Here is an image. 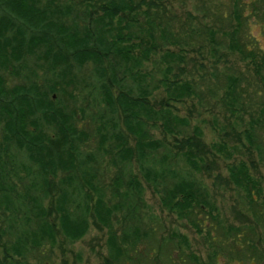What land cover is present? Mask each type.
Instances as JSON below:
<instances>
[{
	"label": "trees",
	"instance_id": "1",
	"mask_svg": "<svg viewBox=\"0 0 264 264\" xmlns=\"http://www.w3.org/2000/svg\"><path fill=\"white\" fill-rule=\"evenodd\" d=\"M235 1L237 7L243 6L242 0ZM160 2L162 0H0V213L10 212L8 217L17 230L16 240L4 248L6 260H10L13 253L24 260L22 264H28L25 260L27 244L39 247L44 238L53 242V216L57 217L63 234L70 241H77L88 232L89 217L93 214L109 232V264L123 261L131 264H264V237L258 232L264 222V205L260 208L262 205L256 199L262 188L248 162L231 163L228 178L243 193L247 211L253 218L249 222L224 223L218 206L211 201L206 186L197 176L209 171L207 157L213 155L214 150L228 152L225 140L207 144L201 130L195 128L190 136L174 137L176 153L169 154L164 164L148 160L149 154L161 147V142L150 138L147 125L152 122L156 126V122L161 121L166 132L174 133L185 121L171 107L174 102L192 95L193 88L189 81L169 78L174 68L171 57L175 53L167 51L162 56L164 78L155 86L163 85L166 97L159 108L153 107L150 74L143 72L142 67L162 45L176 39ZM236 19L237 26L245 25L244 15L237 13ZM236 28L223 36L230 49L249 61L260 75L256 68L257 59L261 57L257 42L250 37L240 39ZM206 35H210L213 45L218 43L216 31L201 33L199 30L188 38L205 39ZM261 60L264 63V59ZM86 64L92 65L97 83L91 88L87 86L85 95L94 99L100 95L99 101L105 106V113L97 118L96 137L98 150L105 154L99 153L100 158L113 157L112 164L116 167L113 196L118 198L119 205L109 202L94 183L100 167L92 164L93 156L89 155L85 162L81 159L77 143L86 137L77 125L79 112L54 100V93L66 96V86L87 83L79 77V71ZM36 66L43 67L44 76L34 69ZM5 73L20 81L7 84ZM239 81V78H229L227 101L224 97V103L235 114L240 113L236 112ZM119 111L124 116L125 128L135 137L134 149L117 132L115 124H112L114 130H110ZM245 135L251 145L261 150L248 129ZM108 142L112 144L109 149L106 148ZM11 148L24 152L31 164L21 166L11 157ZM134 157L159 194L163 208L187 220L196 232L205 235L206 257L191 249L190 240L184 234L171 233L164 239L156 236L154 217L147 223L140 213L143 186L137 176L127 172V163ZM174 157L176 162L184 161L187 174L181 173L183 167L181 171L167 167L168 159ZM60 173L66 175L57 180ZM85 186L93 188V202L91 195L83 192ZM49 197L53 208L46 207ZM119 215L125 225L121 237L116 235L112 224ZM27 220L35 224L27 227ZM1 230L0 241L5 233Z\"/></svg>",
	"mask_w": 264,
	"mask_h": 264
},
{
	"label": "rangeland",
	"instance_id": "2",
	"mask_svg": "<svg viewBox=\"0 0 264 264\" xmlns=\"http://www.w3.org/2000/svg\"><path fill=\"white\" fill-rule=\"evenodd\" d=\"M62 1L64 0H60V2ZM242 1V7L238 3L240 8L236 6L235 0H162L160 3L163 7L164 18L170 21L176 39L173 43L162 45L157 54H152L142 67L143 72L150 74L151 85L149 86L153 88L151 102L155 108H159L166 97L164 86L161 85L158 88L155 86L160 84L159 79L164 78L165 65L162 56L167 51L175 53L171 57L174 68L172 73L168 74L169 78H180L183 81H189L193 86L192 95L174 102L175 104L171 107L172 111L185 121L176 127L174 133L166 132L161 121L156 122V126L152 122L147 125L150 138L161 142V147L154 154L150 153L148 160L150 163L158 160L164 164V159L169 154L175 155L176 153V148L173 146L174 137L176 135L190 136L194 134L195 128L201 130L203 141L207 144L225 140L228 144V152L219 153L214 150L213 155L209 154L207 157L209 171L197 173V176L206 186L211 201L218 206L224 223L232 222L236 225L244 223V221L249 222L253 218L247 211L242 191L228 178L231 163H238L242 160L248 162L251 173L262 188L260 195H255L256 199L262 205L260 208H263L264 205V63L261 60L264 59V0ZM237 13L246 17L243 27L237 26ZM235 27L240 33L238 36L240 39L244 40L246 37H250L252 41L257 42L262 57L257 59L258 64L256 65V68L260 70V75L256 73L255 67L249 61L244 60L237 51L234 52L230 49L224 36L231 33ZM199 30L201 33L202 31H216L218 43L213 45L210 35H206L205 39L202 37L188 38L192 33L198 34ZM34 69L41 76L45 75L43 67L36 66ZM92 71V65L86 64L79 71V77L80 79L84 78L87 83L79 82L76 86H66L64 90L66 96L54 93V100L66 103L70 108L79 112L80 122L77 125L79 124L78 128L86 137L85 140L77 143L79 151H81V159L85 162L89 159V155L93 156L92 164L100 167L94 183L109 202L119 205L118 198L113 196V181L116 174V167L112 164L113 157L107 155L106 158L104 157L105 159L100 158L105 154L98 150L99 140L96 137L99 123L97 118L105 113V106L99 101L100 95L95 97L97 100L85 95L88 90L84 89L87 86L91 88L92 84L97 83ZM5 74L9 85L20 81L13 75ZM231 77L240 79L237 83L238 88H236V98L239 103L236 112L240 113L236 114L224 103ZM123 120L124 116L119 111L110 124V130H114L112 124H115L117 132L124 136L128 145L134 149L135 137L125 128ZM245 129H248V134L254 138V142L261 147V150L257 149L255 145H251L249 139L246 138ZM113 142L115 145L116 138ZM111 145L108 142L106 148L109 149ZM10 153H12L11 157L13 156L12 158L17 160L21 166L22 164H31L24 152L11 148ZM103 159L104 161L99 163ZM175 159V157L168 159L167 167L171 166L172 169L179 170L183 167L181 173L187 174V170L184 169V161L176 162ZM93 160L95 161L93 162ZM127 164L128 171L127 169L126 171L137 176L143 186L144 196L140 213L145 216L147 223H149L150 217H154L153 226L156 229V236L164 239L170 237L171 233L184 234L190 240L191 249L199 253L201 257H206L205 235L196 232L187 220L179 219L175 214L163 208L159 194L147 180L148 176L140 170L135 157ZM65 175L60 173L57 180L64 178ZM21 176L22 179L25 178L24 173ZM15 181L18 182L17 179ZM83 188L84 193L91 195L93 202L95 199V194L91 191L93 188L88 186ZM19 189H21L20 186ZM45 204L46 207L53 208L52 198L46 199ZM48 209L51 211V208ZM9 214L8 211L0 213V228L5 231L4 237L0 241V262L22 264L24 260L13 253H11L10 260L5 258L4 248L13 244L17 234V230L13 228V222L11 223V218L8 217ZM52 219L55 223L53 242L44 238L39 247L27 244L29 250L25 253V260L28 264H109L107 262V259L111 260L109 232L93 214L89 217L88 232L77 241H70L63 234L56 216H53ZM25 224L30 227L35 223L27 220ZM112 224L116 235L121 237L125 226L121 223V215L114 217ZM263 225L264 222H261L258 232L264 237ZM26 226L25 229H27ZM120 264L131 263L123 261Z\"/></svg>",
	"mask_w": 264,
	"mask_h": 264
}]
</instances>
